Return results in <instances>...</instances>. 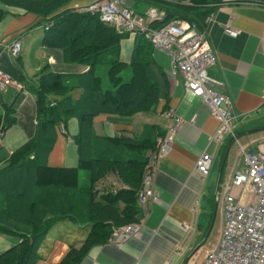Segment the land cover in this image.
I'll list each match as a JSON object with an SVG mask.
<instances>
[{"label": "crops", "instance_id": "obj_1", "mask_svg": "<svg viewBox=\"0 0 264 264\" xmlns=\"http://www.w3.org/2000/svg\"><path fill=\"white\" fill-rule=\"evenodd\" d=\"M92 1L70 0L57 12L82 11ZM142 4V8L136 9L135 6ZM134 5L137 12L151 7L145 1ZM1 7L5 13L0 19V69L11 74L14 83L0 91V114L4 106H11L15 120L3 129L0 137V168L6 165L14 150L34 135L36 105L30 88L36 85L42 68L67 77L83 74L90 68L89 64L64 60L60 48L41 43L43 25L48 20L39 23L40 17L34 13L14 6ZM206 26L208 42L216 53V62L207 73L220 82L219 90L231 100L233 111L242 114L234 127V137L225 136L221 143L211 139L217 120L199 98L184 88L179 77L169 74V56L153 48L151 68L161 92L156 109L129 116L98 113L91 127L96 136L141 137L143 133L153 132L157 137L173 122L161 111L164 103L182 118L169 149L157 161L152 181L157 199L148 200L136 236L121 242L109 239L92 246L79 264H190L194 248L204 241L219 207L218 193H222V205L224 186L231 181L235 169L243 168L241 149L264 150V0H221ZM232 29L237 30L236 34H230ZM134 37L126 35L117 46L99 53L92 73L107 80L111 62L117 60L123 65L121 79L127 80ZM14 38L21 42L18 56L8 51V44ZM81 93L80 88L70 90L72 100L78 99ZM57 127L46 163L74 167L77 153L73 137L78 131V121L75 117L65 121L66 134H61ZM233 143L238 146L237 156L235 147V151L231 148ZM204 151L211 155L212 165L202 180L194 163ZM118 180L114 173H109L100 181L103 187L99 189L119 188ZM87 181L88 177L84 178L82 185H87ZM233 193L237 195L239 191L234 188ZM244 197L251 195L244 192ZM79 228L68 221L54 224L51 236L46 235L38 249L40 259L35 264H57L69 244L77 242L75 239L80 235L74 234L72 238V233ZM19 241L14 235L0 233V254Z\"/></svg>", "mask_w": 264, "mask_h": 264}, {"label": "trees", "instance_id": "obj_2", "mask_svg": "<svg viewBox=\"0 0 264 264\" xmlns=\"http://www.w3.org/2000/svg\"><path fill=\"white\" fill-rule=\"evenodd\" d=\"M69 1L0 0V19L5 13L1 6H14L39 16V23L48 20L51 25L44 31L41 43L60 48L64 60L90 65L85 73L71 77L43 67L36 85L30 88L36 105L34 135L14 150L6 165L0 168V233L20 240L0 254V264H35L40 259L37 252L42 241L60 221L79 226L84 238L79 245L69 244L57 264H79L87 250L109 240L113 229L137 223L142 217L137 192L148 160L146 153L155 146L154 133H143L141 137L96 136L91 126L98 113L129 116L156 109L161 92L151 68L148 51L152 46L142 35H135L129 78L122 81L117 69L123 65L112 60L104 85L102 79L92 73L95 58L117 46L126 35L103 25L98 16L90 12L72 9L57 12ZM126 1L133 8L136 2L145 1L162 9L163 22L177 17L202 28L205 17L214 13L215 5L221 0ZM73 88L82 90L75 100L70 96ZM52 95L54 101L50 105ZM168 108L164 103L162 113ZM11 114V106H4L0 114L2 130L14 122ZM71 117L78 121V131L73 137L77 165L49 166L46 155L55 141V127L60 122L64 125ZM80 170L89 173L87 185L80 181ZM108 173H114L121 186L94 189V184Z\"/></svg>", "mask_w": 264, "mask_h": 264}, {"label": "built area", "instance_id": "obj_3", "mask_svg": "<svg viewBox=\"0 0 264 264\" xmlns=\"http://www.w3.org/2000/svg\"><path fill=\"white\" fill-rule=\"evenodd\" d=\"M82 11L98 16L99 21L121 35H142L151 46L170 58L169 74L179 77L184 88L197 97L217 120V128L211 139L222 142L225 136L234 137V127L242 114L233 111L228 96L219 90L220 82L207 73L216 62V53L207 39V26L213 13L203 21L204 27L182 18L164 21L165 13L154 6L137 12L126 0H93ZM162 23L153 26V23ZM51 23L43 25L44 30ZM231 35L237 30H229ZM21 42L18 38L8 44V51L18 56ZM11 74L0 69V91L12 86ZM53 104V102L51 103ZM163 114L172 119L164 134L155 137L153 150H148L141 186L137 192V204L143 213L148 200H156L152 188L157 161L169 149L182 118L171 108ZM66 134L63 123L57 125ZM3 130L0 126V137ZM242 169H235L231 181L224 186L222 200V226L215 246L204 255L202 264H264V150L257 152L241 149ZM212 157L207 152L197 156L194 168L202 180L208 175ZM239 191L236 195L233 189ZM244 192L251 197H244ZM244 199V200H243ZM139 223H127L113 229L109 239L121 242L137 235Z\"/></svg>", "mask_w": 264, "mask_h": 264}, {"label": "rangeland", "instance_id": "obj_4", "mask_svg": "<svg viewBox=\"0 0 264 264\" xmlns=\"http://www.w3.org/2000/svg\"><path fill=\"white\" fill-rule=\"evenodd\" d=\"M221 2V1H220ZM219 2V3H220ZM128 3V2H127ZM218 3V4H219ZM129 4V3H128ZM216 6V5H215ZM136 7V9H140V8H142L143 7V4L142 5H137V6H135ZM203 27H204V24H203ZM124 36V35H123ZM125 37V36H124ZM153 49V47L151 48L150 47V49H149V53L151 52V50ZM151 57V56H150ZM130 58H131V56H130ZM129 63H130V61H129ZM123 67V66H122ZM130 68V67H129ZM121 70H122V68L120 67V68H118L117 69V73H118V75L120 76V72H121ZM122 81H124V80H122ZM102 83L105 85L106 83H107V81L103 78L102 79ZM54 98V96L52 95V96H50V99H53ZM51 102H50V105H51V103L54 101V99L53 100H50ZM233 147V148H232ZM234 147H235V149L237 150V152H236V156H237V154H238V146H237V144L236 143H233L232 145H231V148H232V150H234L235 151V149H234ZM235 156V157H236ZM109 174V173H108ZM88 175H89V173H88V171L87 170H80L79 171V178H80V181L82 182V180H84V178H86V177H88ZM106 176H107V174L103 177V178H101L100 180H98V182H96L95 184H94V189L96 188H102L103 186H101L100 185V181L102 180V179H105L106 178ZM111 186H113V185H111ZM221 194L222 193H218V195H217V197H218V201H219V204H217V205H219V207H217V211L215 212V215H214V218H213V221H212V223H211V225H210V227L208 228V231L206 232V237L204 238V241L199 245V246H197V249L195 250V252L193 253V255L191 256V259H190V264H202V261H203V258H204V254L206 253V251L207 250H209V249H212L214 246H215V244L217 243V241H218V239H219V237H220V234H221V226H222V221H221V213H220V211H222L221 210V208H220V203H221ZM223 205V204H222ZM222 205H221V207H222ZM86 230V229H85ZM52 231V229L50 230V232L47 234V238H49V236H51L50 234L52 233L51 232ZM83 231H84V229H83ZM73 235H72V238L74 237V234H79L80 236L79 237H77L76 239H75V241H77V242H75V244L76 245H79V243H78V241H82L83 240V238H84V236H83V233L81 232V231H79V229L77 230V229H74V231H73V233H72Z\"/></svg>", "mask_w": 264, "mask_h": 264}, {"label": "water", "instance_id": "obj_5", "mask_svg": "<svg viewBox=\"0 0 264 264\" xmlns=\"http://www.w3.org/2000/svg\"><path fill=\"white\" fill-rule=\"evenodd\" d=\"M221 166H222V164H221ZM205 237H206V235H205ZM200 244H198L197 246H199ZM197 246L194 248V251L197 249Z\"/></svg>", "mask_w": 264, "mask_h": 264}]
</instances>
